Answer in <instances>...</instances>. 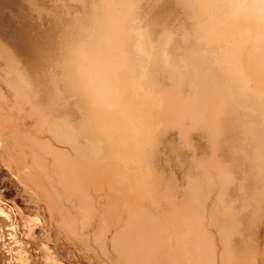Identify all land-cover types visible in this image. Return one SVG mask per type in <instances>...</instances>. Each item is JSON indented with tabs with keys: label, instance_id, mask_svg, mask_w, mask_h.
Instances as JSON below:
<instances>
[{
	"label": "bare ground",
	"instance_id": "1",
	"mask_svg": "<svg viewBox=\"0 0 264 264\" xmlns=\"http://www.w3.org/2000/svg\"><path fill=\"white\" fill-rule=\"evenodd\" d=\"M0 264H264V0H0Z\"/></svg>",
	"mask_w": 264,
	"mask_h": 264
},
{
	"label": "rangeland",
	"instance_id": "2",
	"mask_svg": "<svg viewBox=\"0 0 264 264\" xmlns=\"http://www.w3.org/2000/svg\"><path fill=\"white\" fill-rule=\"evenodd\" d=\"M36 257H37V256H36ZM36 257H35V259H37Z\"/></svg>",
	"mask_w": 264,
	"mask_h": 264
}]
</instances>
